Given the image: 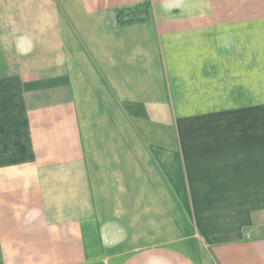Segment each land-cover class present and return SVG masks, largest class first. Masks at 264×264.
I'll use <instances>...</instances> for the list:
<instances>
[{"label": "crops", "instance_id": "0c3cea01", "mask_svg": "<svg viewBox=\"0 0 264 264\" xmlns=\"http://www.w3.org/2000/svg\"><path fill=\"white\" fill-rule=\"evenodd\" d=\"M0 264H264V0H0Z\"/></svg>", "mask_w": 264, "mask_h": 264}]
</instances>
